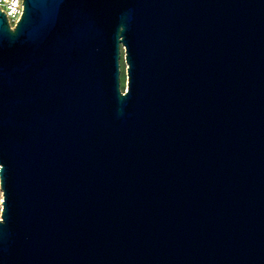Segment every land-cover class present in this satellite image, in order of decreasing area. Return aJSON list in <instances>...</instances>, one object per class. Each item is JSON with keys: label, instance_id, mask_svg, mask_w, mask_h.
<instances>
[{"label": "water", "instance_id": "1", "mask_svg": "<svg viewBox=\"0 0 264 264\" xmlns=\"http://www.w3.org/2000/svg\"><path fill=\"white\" fill-rule=\"evenodd\" d=\"M23 6L0 9V264H264V0Z\"/></svg>", "mask_w": 264, "mask_h": 264}, {"label": "built area", "instance_id": "2", "mask_svg": "<svg viewBox=\"0 0 264 264\" xmlns=\"http://www.w3.org/2000/svg\"><path fill=\"white\" fill-rule=\"evenodd\" d=\"M0 9L12 28L16 27L24 12L23 0H0Z\"/></svg>", "mask_w": 264, "mask_h": 264}, {"label": "rangeland", "instance_id": "3", "mask_svg": "<svg viewBox=\"0 0 264 264\" xmlns=\"http://www.w3.org/2000/svg\"><path fill=\"white\" fill-rule=\"evenodd\" d=\"M120 81H121V89L125 92L127 90L128 85V74H127V63L125 60V54L122 50V55L120 59ZM2 201H3V192L0 188V218H1V212H2Z\"/></svg>", "mask_w": 264, "mask_h": 264}]
</instances>
